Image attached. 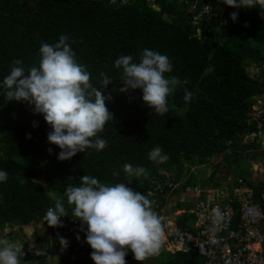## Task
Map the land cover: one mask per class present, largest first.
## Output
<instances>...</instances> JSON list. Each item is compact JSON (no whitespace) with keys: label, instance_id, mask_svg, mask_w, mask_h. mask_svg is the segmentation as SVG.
Segmentation results:
<instances>
[{"label":"trees","instance_id":"1","mask_svg":"<svg viewBox=\"0 0 264 264\" xmlns=\"http://www.w3.org/2000/svg\"><path fill=\"white\" fill-rule=\"evenodd\" d=\"M215 2L134 0L129 6L117 7L106 0H0V170L8 172L7 181L0 182V231L47 224L44 216L57 199L63 200L68 213L61 218L66 226L50 229L63 234L80 226L79 221L72 220L65 190L69 185L78 186L84 175L106 183L130 182L129 187L148 198L153 184L165 181L160 177L163 172L175 176L177 183L186 167L210 165L214 156L222 158L227 153L223 158L236 156L238 162L240 141L245 137L254 135L251 146L260 147L264 117L257 121L253 114L258 99L264 98V72L252 77L249 68L253 63L264 64V5L229 8L227 17L238 13L235 22L208 21L205 16L195 21L206 5L217 12ZM191 8H195L194 14ZM61 35L69 36L77 62L91 73L93 86L102 87L100 73L112 82L102 90L105 97H110L105 103L112 114V120L99 133L107 146L101 151L87 149L66 161H59L60 150L47 143L51 129L43 116L34 113L26 102L6 101L2 87L13 61L20 60L26 69L38 66L41 44H54ZM144 48L167 55L173 64L168 75L187 81L168 97L165 116L154 114L144 105L142 90L119 91L123 85L115 60L120 55H132L138 62ZM209 68L212 71L206 72ZM184 88L193 93L190 102L183 99ZM157 145L168 155L166 163L149 160V152ZM125 164L142 166L147 175L129 177L123 171ZM113 172L118 175L113 176ZM246 174L240 170L239 181L254 188ZM262 190L264 185L256 191ZM160 199L164 206L166 200ZM176 207L186 209L176 226L182 231L193 230V207ZM67 241L70 253L81 252L78 243L68 237ZM88 252L86 258L90 259L91 250ZM56 253H51L52 261ZM21 255V264H51L44 253L22 250ZM86 258L74 264H92ZM126 261L138 264L131 252ZM59 262L72 261L67 257ZM205 262L194 249L171 253L162 248L158 256L143 264Z\"/></svg>","mask_w":264,"mask_h":264},{"label":"clouds","instance_id":"2","mask_svg":"<svg viewBox=\"0 0 264 264\" xmlns=\"http://www.w3.org/2000/svg\"><path fill=\"white\" fill-rule=\"evenodd\" d=\"M153 2L155 1L149 3ZM215 5V13L221 18H205L208 21L224 20L223 23H227L230 19L235 22L238 18L237 12H232L227 17L229 8H254L256 0H216ZM194 10L195 8H191L192 14ZM199 17L201 16H195V21ZM114 67L121 70L123 87L119 91L127 93L129 90H142L144 105L160 116H165L169 111L168 97L178 87L187 83L176 76L168 75L173 71V64L167 55L148 48L141 51L138 62H134L132 55H120L115 60ZM257 67L264 68V64ZM210 71L211 68L206 70ZM100 76L103 78L102 87L97 88L91 83V73L77 62L69 36L61 35L54 44H41L38 66L26 69L20 60L12 62L10 73L2 82L3 97L6 101L26 102L33 107L34 113L43 116L44 122L51 129L47 134V143L60 150L57 156L59 161H66L77 153H85L87 149L101 151L107 146V141L100 138L99 133H102L106 123L112 120V114L105 103L110 97H105L102 90L112 82L104 73H100ZM258 76L260 75L252 77ZM192 97L193 93L184 88L185 102H190ZM259 102L264 106V98H261L255 107ZM35 126L34 122L33 127ZM263 134L261 131L259 136ZM27 138H30V134ZM48 152L51 154L52 149L49 148ZM148 158L160 164L169 159L159 145L149 152ZM197 168L201 167L194 169ZM190 169L186 167L182 173H189ZM123 171L129 177L147 175L144 167H134L132 164H125ZM117 175L118 173L113 172V176ZM167 176L176 182L175 176L161 173L160 177L165 181L155 182L148 198L129 187L130 182L106 183L91 175L82 176L78 186H67L65 196L67 203L72 206V220L79 221V230L84 232V242L91 249L90 259L93 264H127L126 256L129 252L138 264H143L150 257L160 254L164 244V231L166 240L177 247L167 239V235L180 229L176 225L169 230L163 228L162 218L153 210L152 201L160 202L163 207L160 197L165 199L171 193L176 198L181 193L191 194L192 190L196 191L198 187H191L186 180L180 189L171 190L172 186L166 183ZM7 179L8 172L0 170V182H6ZM175 185L180 184L177 182ZM185 185L189 186L184 187ZM236 190L237 195L242 186L239 185ZM262 191L258 193L260 199ZM236 195H232L233 199L221 206L232 202ZM203 203L213 206L209 202ZM219 206H213L216 208L212 209L214 225H219L225 219V213ZM233 207L239 209L234 203ZM194 211L195 208L190 211L196 218L193 230H183L193 234L197 232V217ZM65 216H68V213L64 202L57 199L54 208L47 210L44 220L49 227H63L61 218ZM76 239L79 240L80 236L77 235ZM59 244L62 248H67L68 241L59 237ZM22 250L26 248L18 242L0 240V264H21Z\"/></svg>","mask_w":264,"mask_h":264},{"label":"rangeland","instance_id":"3","mask_svg":"<svg viewBox=\"0 0 264 264\" xmlns=\"http://www.w3.org/2000/svg\"><path fill=\"white\" fill-rule=\"evenodd\" d=\"M252 68L257 69L256 74L253 72L254 75H261L264 72V68L260 67L257 68L256 64L253 63L249 70ZM262 105L259 103L257 107H254V114L253 117L255 120L259 121L262 114ZM260 128L262 129V126L259 124ZM262 131H264L262 129ZM255 136H248L243 138L240 141L241 149L238 152V162L236 156H233L232 158H221L220 156H214L211 158L210 165H206L205 167L201 168H191L189 173H182L180 175V182L179 186H176L174 183V179L171 177H166V183H168V186L171 185V190H178L183 186L184 181L187 180V184H189L191 187H198V190L194 191L192 190L191 194H183L181 193L179 197L174 198L172 194L169 191L170 196L165 198L166 204L161 207V203L153 202L152 206L153 210L162 218V225H168L167 230L175 228L174 225H170V222H174L176 218L179 216L178 212H173L176 209V204L179 203V205H182L184 208L187 206H191L195 208V206L201 202L206 200L205 191H213L218 189H225L226 190H218L221 198H217L215 201L216 203L229 201L230 197L233 195L234 190L237 188L238 183V173L240 170L244 169L247 171L246 176L248 177L249 182L255 186L259 187L261 185H264V135H260L258 138V141H260V147H253L251 146V141ZM245 145L247 147H245ZM192 172V173H191ZM193 175V176H192ZM245 176V177H246ZM192 179V181H190ZM157 188V185H155V189ZM210 191V192H211ZM230 192V193H229ZM239 192H242V190H239ZM168 193V195H169ZM179 195V194H178ZM193 196L195 198H193ZM157 206L159 208H157ZM191 208V209H193ZM170 225V226H169ZM173 226V228L171 227ZM164 228V227H163ZM80 226H73L69 229L68 233H63L67 237L68 236L73 237V234L76 238L77 235L81 237L84 236V232L80 231ZM49 229L44 226L43 224H34L32 226H26V227H14V228H7L4 231H0V240H8L12 242H18L20 245H23L24 248L30 253H44V255H48L50 258L51 264H59V260H65V258L69 257V259L72 261L70 264H74V262L78 259H84L86 256V253H70L68 249L62 248L59 242L55 240V237L51 240L50 233L48 231ZM165 230V229H164ZM73 231H75L73 233ZM164 243V248L173 253L175 251H178V248L172 245L170 242L166 240V231ZM12 236H14L16 239H13ZM43 237H49L47 240H49L48 243L39 242L38 238ZM22 241V242H21ZM24 241H28V245L25 247L23 244ZM54 244L57 246V248L52 249ZM86 244L83 241L80 242V245ZM53 245V246H52ZM52 246V247H51ZM163 248V247H162ZM58 251H63L64 253H56ZM66 252V253H65ZM51 253H56L55 260L52 261ZM86 261H89L93 264L92 260L89 258L85 259ZM59 263H58V262ZM61 264V263H60ZM82 264V263H81ZM152 264V263H149Z\"/></svg>","mask_w":264,"mask_h":264},{"label":"built area","instance_id":"4","mask_svg":"<svg viewBox=\"0 0 264 264\" xmlns=\"http://www.w3.org/2000/svg\"><path fill=\"white\" fill-rule=\"evenodd\" d=\"M133 1L106 0L110 6L117 7L129 6ZM200 16L221 18L211 5L204 6ZM254 195L251 189L242 187L232 202L219 206L225 213L219 225L212 223V209L216 207L198 203L194 211L197 232L174 230L168 233L167 239L179 249H194L205 259V264H264V208L255 203ZM261 195L264 202V191Z\"/></svg>","mask_w":264,"mask_h":264},{"label":"crops","instance_id":"5","mask_svg":"<svg viewBox=\"0 0 264 264\" xmlns=\"http://www.w3.org/2000/svg\"><path fill=\"white\" fill-rule=\"evenodd\" d=\"M264 5V0H256V5ZM258 69H259V67H257ZM250 69V68H249ZM253 72L256 74V72H257V69H255V68H252L251 70H249V73L250 74H252V75H254L253 74ZM262 108V114H261V117H264V106H262L261 107ZM262 132H264V131H262ZM264 135V134H263ZM238 178V183H240V185L243 187V185L244 186H246V187H248L243 181H239V180H242V179H240L239 177H237ZM262 186V185H261ZM239 187V185H237V188ZM249 189H251L253 192H254V201H255V203H256V196L258 195V193L259 192H257L256 190H258V187H255L254 186V188H250V187H248ZM218 190H226V188L225 189H218ZM218 190H213V191H208V190H206L205 191V194H207L206 195V200L205 201H201V202H209L211 205H213V206H217V205H222L223 204V202H219V203H216V199L217 198H221L222 196L220 195V193L218 192ZM236 191L237 190H234V192H233V196L234 195H236ZM230 193V192H229ZM233 196L230 198V200H232L233 199ZM222 199V198H221ZM224 202H226V201H224ZM257 204V203H256ZM178 204H176V206H177ZM178 207H176V210L175 211H173V212H178L179 213V216L176 218V220L174 221V222H170V225L172 224V225H174V227H175V225H176V221H177V219L181 216V215H183L184 214V210L181 208V209H177ZM62 222V221H61ZM42 224V223H41ZM62 224H63V227L64 226H66L65 224H66V221H63L62 222ZM44 226H46L49 230V233H50V236H51V240L55 237V240H57V242H59V237H63V238H65V239H67V237H68V239H70V240H73V241H75L76 243H78L79 244V247L81 248V252H79V253H89L88 252V250H91L90 249V247L87 245V244H82V245H80V242L81 241H83L84 242V236H82L81 235V237H80V239L79 240H77L76 238H75V236H74V234H73V237H71V236H68L69 234H67V237H64L65 235L64 234H60V232H54V231H52L51 229H50V227L49 226H47V224H43ZM169 225V226H170ZM163 227H165L166 229H167V227H168V225H163ZM172 228H173V226H171ZM58 228V227H57ZM85 230H86V228H85ZM75 231H73V233H74ZM68 233V232H67ZM42 238L44 239V240H47L49 237H43L42 236ZM41 238H38V241L40 240ZM43 242V241H42ZM44 243V242H43ZM85 243V242H84ZM55 245V244H54ZM164 246H165V244L163 245V248H164ZM66 249H68V247L66 248ZM165 249V248H164ZM68 251H69V249H68ZM167 251V250H166ZM62 253H64V252H62ZM66 253V252H65ZM127 262V261H126ZM127 264H131L130 262H127Z\"/></svg>","mask_w":264,"mask_h":264},{"label":"water","instance_id":"6","mask_svg":"<svg viewBox=\"0 0 264 264\" xmlns=\"http://www.w3.org/2000/svg\"><path fill=\"white\" fill-rule=\"evenodd\" d=\"M256 203H258L262 208H264V203L260 199L259 195L256 196Z\"/></svg>","mask_w":264,"mask_h":264}]
</instances>
